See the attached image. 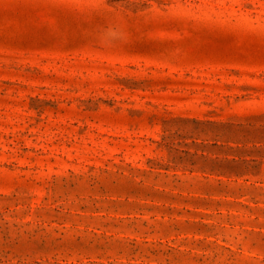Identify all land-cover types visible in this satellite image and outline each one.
Masks as SVG:
<instances>
[{
  "label": "rangeland",
  "instance_id": "374dc122",
  "mask_svg": "<svg viewBox=\"0 0 264 264\" xmlns=\"http://www.w3.org/2000/svg\"><path fill=\"white\" fill-rule=\"evenodd\" d=\"M0 264H264V0H0Z\"/></svg>",
  "mask_w": 264,
  "mask_h": 264
}]
</instances>
